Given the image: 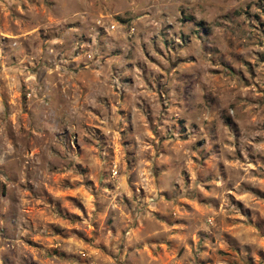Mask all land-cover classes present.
Returning <instances> with one entry per match:
<instances>
[{
    "label": "clouds",
    "instance_id": "clouds-1",
    "mask_svg": "<svg viewBox=\"0 0 264 264\" xmlns=\"http://www.w3.org/2000/svg\"><path fill=\"white\" fill-rule=\"evenodd\" d=\"M244 2L230 0L226 8L242 7ZM221 3L222 0H167V3L161 0H102L101 6V0H55L53 15V11L45 8L42 2L38 8L30 0H0V18L7 21L13 11L21 17L14 21L15 31L7 24L0 27V172L21 164V182L25 179L23 169H30L38 190L49 188L54 196H61L62 193L55 186L49 187L53 176L49 164L59 163L61 172L69 177L73 176L77 166L87 167L91 176L77 175L74 179L80 184L76 193H85L83 206L88 210L89 219L70 227L91 231V219L97 208L102 210V215L96 216L101 220L96 247L83 244L74 235H69L66 240L53 237L56 241L53 244L47 238L46 228L44 234L34 239L50 247L63 244L69 250H79L82 255L92 258L91 264H122V248L125 255L129 249H133L143 264L163 261V257L152 256L151 250L163 248L167 254V241H179L186 249L184 257L180 259H177L176 253L169 257L172 264H181L182 260L192 256L193 250L187 240L189 236L195 239L194 233L197 231L216 235L220 248H226L231 241L264 249V237L255 228H245L235 223L237 219L244 220L241 215L244 208L258 203L252 193L237 194L243 191L242 183H252L264 190V179L253 175L254 171H260L259 166L248 161L245 151V145L250 144L257 152L264 154V128L260 127L264 125V106H244L243 99L264 97V92L256 88L259 84L264 89V65L257 69L256 81L248 86L233 78L221 68L220 59L214 54L216 38H222L226 31L216 27L214 33L208 34L203 54L198 50L185 53L195 61L189 65L191 75L187 78L177 75L173 81L175 85L176 80H185L183 101L177 97L173 86L170 99L166 97L164 101L167 105L165 116L161 113L157 92L150 90L141 79L139 69L129 72L131 64L126 55H120L121 52L126 54L135 44L139 58H143L139 48L141 42L151 46L152 38L159 35L162 27L176 25L177 18L182 14L176 11L177 8L191 11L199 5L203 10L197 12V18L214 24ZM116 16L124 17L125 21L131 19V24L115 20ZM251 24L255 27L247 31L253 39L249 42L244 37L239 43L243 45L241 50L255 62L253 54L264 53V47L255 38L259 35V25L255 20ZM167 34L172 36L171 32ZM204 35L202 32L201 36ZM176 39L179 43V38ZM37 41L40 43L33 47ZM191 47L198 49L199 44ZM151 67L160 71L154 64ZM209 84L218 86L216 94L219 98L210 108L197 111L195 105L207 94ZM237 97L242 98L238 105V109L243 107L242 112L229 108ZM207 98L212 99L211 96ZM145 99L151 101L154 109V113L148 117L141 111L142 107H147L143 104ZM225 109L232 117H238L244 130L239 145L244 161L235 158L237 147L234 145H224L225 152L219 157L206 153L209 155V165L214 166L222 160L229 172L227 180L218 175L211 179L209 192L203 184L197 183V174L202 169L193 159L197 156L193 146L200 140L196 125L203 129L206 124L209 130L213 123L222 125L221 113ZM121 111L123 115H118ZM97 112L101 115H97ZM153 115L163 117V123L155 126L158 129L155 133L149 123ZM181 119L192 126L188 139L181 137ZM85 125L99 129L109 138L104 152L84 143V137L88 135ZM252 128L260 130L252 131ZM125 129L131 132L130 136L121 135ZM170 131L173 133L171 137L168 136ZM70 134H78L79 143L74 144L69 139ZM256 137H261L262 142L253 143ZM61 138L68 149L62 161L52 150L59 147ZM228 139L233 140V137L228 134ZM121 144L124 148H121ZM113 146L118 153L116 160L109 157ZM81 147L84 149L82 152ZM208 148H212L211 141ZM125 151L132 157L131 166L124 161ZM77 152L80 154L77 155ZM229 155L231 159L227 158ZM69 162L73 171L66 167ZM184 171L191 179V184L187 186L183 181ZM101 175L107 185L105 187H100L98 177ZM4 179L0 175V180ZM85 179L95 184L84 188ZM174 183H179L181 190L170 201L165 199V195ZM112 185L115 186L114 190ZM198 193L215 197V200L200 203ZM26 195L21 194L22 210L31 204ZM229 196L235 197L241 208H237ZM125 200L131 202L130 206ZM181 204L190 207L182 208ZM72 210L83 218L84 213L78 208ZM156 213L164 214L169 223L157 220ZM109 215L114 221V231L102 222ZM175 230L185 234L179 235ZM104 232H107L106 236ZM20 234L27 236L30 233L21 228ZM151 238L163 242L149 243ZM18 243L27 248L22 241ZM103 246L115 253L116 258L106 255L101 250Z\"/></svg>",
    "mask_w": 264,
    "mask_h": 264
},
{
    "label": "rangeland",
    "instance_id": "rangeland-1",
    "mask_svg": "<svg viewBox=\"0 0 264 264\" xmlns=\"http://www.w3.org/2000/svg\"><path fill=\"white\" fill-rule=\"evenodd\" d=\"M35 3L39 8L41 2L44 7L53 11L55 15V0H30ZM162 3H167V0H161ZM230 0H222L219 5V16L217 21L213 24L207 20L197 18V12L203 9L197 5L194 6L191 11L188 9L177 8L176 11L181 12V16L177 18V24L173 26L162 27L158 36L152 38L151 46L147 43L141 42L139 48L143 52V58H139L135 44L128 49L126 54L121 52L120 55H126V59L131 64L129 72H134L135 69H139L141 73V79L148 85L150 90L157 92L160 98V110L165 116L167 115V105L165 104V98H169V93L175 87V92L181 102L185 94L186 82L185 80H176L175 85L173 81L177 75H183L185 78L191 75L189 65L194 63V59L185 53L198 50L201 54L205 52L204 43L207 41L208 34L214 33L216 27L224 28L223 37H217L215 41V47L213 49L214 54L220 59L221 68L225 69L228 74L233 78L239 79L246 86L254 83L257 79V69L261 65H264V53H254L256 60L253 62L251 56L246 55L241 49L243 45L239 41L247 37L249 42L253 39V36L248 35V28H253L255 25L251 24L252 20H255L259 25L257 29L259 35L256 36V42L264 47V0H245L242 7L226 8ZM102 6V0H101ZM26 7V6H25ZM244 17V19H240ZM19 14L12 12L11 18L5 21L0 18V27L7 24L8 28L15 31L16 25L15 19H20ZM115 20L121 23L131 24V19L125 21L124 17L116 16ZM171 32L170 37L167 33ZM204 36H201V33ZM176 37L179 38L177 43ZM192 37L196 39L193 40ZM40 42L37 41V46ZM199 44L198 49H193L191 46ZM179 53V56H177ZM167 62V63H165ZM156 65L160 69L157 72L151 67ZM178 69H182L180 72ZM247 72V75L245 74ZM133 82L135 77H132ZM217 85L209 84L208 92L201 98V101L195 105L197 111L205 110L211 107V104L219 97L216 94ZM258 91L264 92V89L256 85ZM211 96L209 100L207 97ZM241 97H237L234 102L229 105V108L233 110L238 109ZM245 105L247 104H260L264 106V97L253 99L252 97L243 98ZM143 104L145 108H141L145 117H148L150 113H154L152 103L150 100L145 99ZM243 111V107L238 109ZM101 115L100 112L96 113ZM118 115H123L121 111ZM223 119L222 125L213 123L211 130L207 125H196L197 131L200 133V140L193 146V150L197 152V156L193 159L201 166L202 171L197 174V183L203 184L206 191H211L210 181L211 179L220 178L228 179V169L220 160L216 165H209V155L206 153L221 156L224 154V145H234L237 147L235 158L241 162L244 161L243 153L240 151L239 145L244 136V130L241 128L238 117H232L228 110L225 109L221 113ZM102 118V117H101ZM129 123H131V114L128 116ZM150 127L154 133L158 131L155 127L158 123H163V117L152 116L149 121ZM179 124L182 128L181 137L183 139L190 138L192 134V126L184 119L179 120ZM85 131L88 133L84 137V143L87 145H93L101 152H104L108 146L109 138L104 135L99 129L85 125ZM123 127V125H121ZM264 128V125L260 126ZM252 131L260 130V128H252ZM134 131V129H132ZM228 134L233 137V140L228 139ZM122 136H130L131 132L125 129L121 132ZM173 133L170 131L168 136L171 137ZM69 139L75 143H79L78 134H70ZM209 141H211L212 148H208ZM262 142L261 137H256L253 143ZM30 144L31 141H28ZM121 148L124 145L121 144ZM54 153L60 156L61 161L64 159V155L67 152L65 140L63 138L59 141V147L52 149ZM84 149L80 148V152ZM245 151L248 153V161L257 164L259 166V172H253L254 176H258L260 179H264V154L257 152L252 145L246 144ZM80 152L76 154L79 155ZM109 157L111 160L118 159V153L116 147L113 146ZM125 163L132 165V157L128 151L123 154ZM231 159L229 155L227 157ZM21 164H15L10 166L6 171L0 172V175L5 177L4 180H0V264H91L92 258L84 256L79 250L69 248L63 244L60 246H48L47 244L40 243L34 239L37 235H42L43 230L47 229V238L53 244L56 243L53 237H60L61 240H66L69 235H74L79 241H82L85 245H91L96 247L95 241L99 239V233L101 228V220L96 216L102 215V210L97 208L96 214L91 219V231L87 228L70 227L71 225L81 224L83 219H89L88 210L83 206V200L85 193H76V189L80 186L79 182L74 179L75 176L89 177L92 175L91 171L87 167L77 166L75 170L72 169V164L69 162L66 167L69 171H73V176L69 177L61 172L59 163L49 164V171L53 174L52 181L49 187L55 186L56 190L62 193L61 196H54L49 188H43L38 190L32 180L30 169L24 168V182L20 180ZM184 185L191 184L189 174L184 171L182 173ZM100 187L107 186L104 182L103 175L98 177ZM131 183V181H129ZM95 184L94 181L85 179L84 188L92 187ZM229 187H232L229 184ZM243 191L237 193L243 195L244 192L252 193L256 197V201L253 207L244 208L241 211V215L244 216V220L237 219L235 223L245 228H255L257 233L264 237V190H261L258 185L252 183H242ZM115 186L112 185L114 190ZM181 185L174 183L170 192L165 195V199L170 201L174 200L175 196L180 192ZM143 191V189H141ZM26 193V199H30L31 204L26 210L21 209V194ZM76 193V194H74ZM200 203L210 202L215 200V197L205 196L203 193L197 194ZM229 199L236 204L237 208H241V204L236 201L235 197L229 196ZM42 201V203H37ZM125 203L131 204L130 201L125 200ZM183 207H190L188 205L181 204ZM78 208L80 212L84 213L83 218L79 216L72 209ZM156 219L168 224L169 220L164 214L156 213ZM103 224L107 226L109 230H113L114 221L111 215L104 217ZM67 225V226H66ZM171 226V225H169ZM21 228L27 229L29 235L22 236L20 234ZM179 235L185 233L181 230H175ZM215 231V230H213ZM107 235V232H104ZM195 239L189 236L187 244L192 248V256L182 260L181 264H264V249L258 248L255 245H240L238 242L227 243L226 248H220L217 243V236L197 231L194 233ZM18 241H22L27 248L21 247ZM158 238H151L149 243H161ZM167 254L165 249L157 248L151 250L152 256L163 257V261L156 260L152 264H172L169 257L176 253L177 259L184 257L186 249L179 241H167ZM28 249L37 250L35 253ZM106 255L115 257V253L111 252L107 246L101 248ZM121 255L124 256L122 264H143L138 254H134L133 249H129L127 255L124 254L123 248L121 249Z\"/></svg>",
    "mask_w": 264,
    "mask_h": 264
}]
</instances>
